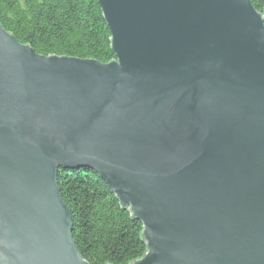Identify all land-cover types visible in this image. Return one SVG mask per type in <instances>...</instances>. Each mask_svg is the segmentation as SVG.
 <instances>
[{"label":"water","instance_id":"water-1","mask_svg":"<svg viewBox=\"0 0 264 264\" xmlns=\"http://www.w3.org/2000/svg\"><path fill=\"white\" fill-rule=\"evenodd\" d=\"M98 3L108 62L0 22V264H92L57 180L82 167L142 223L129 264H264V9Z\"/></svg>","mask_w":264,"mask_h":264},{"label":"trees","instance_id":"trees-1","mask_svg":"<svg viewBox=\"0 0 264 264\" xmlns=\"http://www.w3.org/2000/svg\"><path fill=\"white\" fill-rule=\"evenodd\" d=\"M257 11L264 0H251ZM0 22L41 55L108 62L115 57L98 0H0ZM59 190L72 216L71 232L92 264H129L143 256L142 223L121 207L106 182L87 168L60 169Z\"/></svg>","mask_w":264,"mask_h":264}]
</instances>
